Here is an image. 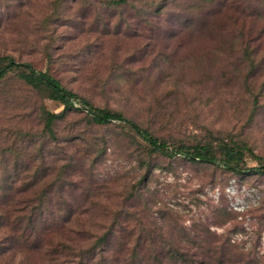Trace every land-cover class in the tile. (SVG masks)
I'll list each match as a JSON object with an SVG mask.
<instances>
[{"label": "rangeland", "instance_id": "1", "mask_svg": "<svg viewBox=\"0 0 264 264\" xmlns=\"http://www.w3.org/2000/svg\"><path fill=\"white\" fill-rule=\"evenodd\" d=\"M111 1L0 0V57L77 95L49 137L40 110L63 106L14 70L0 80V204L23 209L0 219V264H159L195 247L210 264H264V174L153 152L77 108L120 112L169 151L264 157V0Z\"/></svg>", "mask_w": 264, "mask_h": 264}, {"label": "trees", "instance_id": "2", "mask_svg": "<svg viewBox=\"0 0 264 264\" xmlns=\"http://www.w3.org/2000/svg\"><path fill=\"white\" fill-rule=\"evenodd\" d=\"M123 2L124 0L111 1V3L115 5H119ZM12 70L16 72L15 76L17 78L22 80L32 89L36 90L41 98L56 101L63 106L62 110L57 113H51L44 109L40 110V117L42 116L44 121L43 131L49 137L53 136V125L55 121L61 119L67 110L73 108L74 100L77 99V95L63 88L56 79H54L46 72L37 71L29 64L17 63L14 61V59L9 57H0V80L4 77V75ZM78 104L79 107L77 108L85 111V116L88 117V123L96 125H106L110 122L116 121L123 127L130 129L139 137H141V139L150 147V150H152L153 152H158L161 154L176 153L184 158H188L191 160L215 164L222 169L233 173H247L252 171L264 174V157L254 155L250 150L248 151L244 147H239L236 144L220 143L215 149L209 144H195L190 146L178 145L173 151H169V147L166 141L152 136L147 130L141 128L134 121L126 118L122 113L95 107L84 99H78ZM245 151H247L250 159L256 162L255 167L245 166ZM24 204L27 205V203ZM20 205H23V203H20ZM0 211L2 212V214L0 215L2 216L0 217L1 222L8 227L9 221L10 226L11 224L16 225L17 222L13 217L14 213L22 212L23 209H21L20 207L17 208V206L15 207L13 203H4L0 204ZM27 222L32 223L33 219L31 217H28ZM18 228H20V226H18ZM34 228L35 225L27 227L29 232H33ZM107 236V234L103 235L100 238V243H105L107 240ZM195 248L196 249L194 250L186 251H179L177 248L168 249L165 251H162V249L159 252L154 253L150 259H157L159 264H168L164 263L165 260L172 261L173 264H210L206 261V259L209 258V260H213L210 254L214 255V252L203 250L201 251L198 247ZM131 255H141L142 259L147 256L146 254H142L141 251H138L137 253H131Z\"/></svg>", "mask_w": 264, "mask_h": 264}]
</instances>
